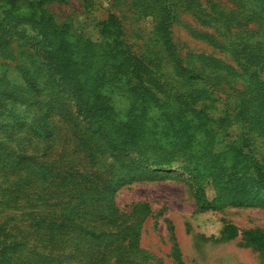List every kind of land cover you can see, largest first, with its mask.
I'll list each match as a JSON object with an SVG mask.
<instances>
[{
  "label": "trees",
  "instance_id": "16d2710c",
  "mask_svg": "<svg viewBox=\"0 0 264 264\" xmlns=\"http://www.w3.org/2000/svg\"><path fill=\"white\" fill-rule=\"evenodd\" d=\"M70 1L0 0L3 48L15 35L32 52L0 74V138L24 136L18 149L0 139V264H147L151 206L124 213L116 197L170 172L187 176L199 213L264 210V0H109L100 41L56 19L50 6ZM80 2L88 15L97 10L98 0ZM130 11L152 23L142 56L125 38ZM182 15L201 28H189L193 38L235 65L183 59L173 37ZM163 61L188 92L165 88ZM220 93L262 144L243 134L218 149L232 125L210 112ZM242 242L264 256V231H244ZM172 256L184 264L176 243Z\"/></svg>",
  "mask_w": 264,
  "mask_h": 264
},
{
  "label": "rangeland",
  "instance_id": "374dc122",
  "mask_svg": "<svg viewBox=\"0 0 264 264\" xmlns=\"http://www.w3.org/2000/svg\"><path fill=\"white\" fill-rule=\"evenodd\" d=\"M215 1L225 3L224 0ZM96 8L93 14L88 15L84 12L80 0H71L67 5L50 6L59 22L71 19L77 29L83 31L93 41H100L98 23L107 17L110 1L98 0ZM123 20L125 38L129 46L138 55H145L152 36L151 20H139L131 11ZM189 28L201 29L188 15H182L180 21L173 27L174 42L183 59L186 60L189 55H204L235 65L231 54L193 38ZM20 30L28 32L31 36L37 35L31 26H24ZM5 37L9 43L3 48L0 39V74H4L6 70L11 74L13 70L8 65L16 66L24 61L19 58V52H28V49L15 38V35ZM11 53L15 55V60L6 58V55ZM162 64L157 72L164 75L160 80L165 88L172 93L188 92L189 87L182 86L179 79L171 73L170 65L166 61ZM230 99L229 96L220 93L218 101L210 111L218 118L230 116L229 119L232 121V125L224 130L228 136L221 140L218 149L232 144L243 134H248L255 144H262L263 139L249 124L233 121L235 105ZM13 110L20 112L18 107ZM23 138L24 136L20 135L12 138L6 135L0 139L5 143L10 140L12 149H18L24 141ZM170 173L172 176L164 180L145 181L127 186L121 189L116 197V203L124 213H129L135 203L146 202L151 206L152 216L145 223L141 238V247L149 254L147 264H177L172 256L175 243L180 249L184 264H264V256L244 246L242 242L244 231L255 229L264 231V210L228 207L219 212L199 213L191 191L184 181L187 176L179 171ZM207 196L210 200L214 198L212 187H207Z\"/></svg>",
  "mask_w": 264,
  "mask_h": 264
}]
</instances>
